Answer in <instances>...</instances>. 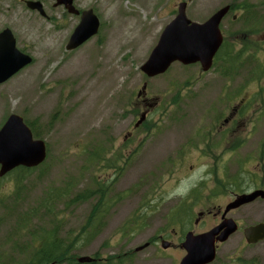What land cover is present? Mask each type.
<instances>
[{
	"label": "rangeland",
	"instance_id": "rangeland-1",
	"mask_svg": "<svg viewBox=\"0 0 264 264\" xmlns=\"http://www.w3.org/2000/svg\"><path fill=\"white\" fill-rule=\"evenodd\" d=\"M76 2L79 7H91L100 26L96 35L69 51L65 44L78 23L75 16L55 10L54 21L48 22L21 8L14 15L4 10L8 0H0V30L11 29L18 47L33 58L0 84V127L8 115L18 114L46 145L40 165L0 177V264H21L25 255L20 249L24 247L25 254L31 250L28 234L19 236L16 230V218L35 207L46 191L64 187L72 193L86 187L94 191L98 184L115 204L103 216L94 238L74 250L75 256L97 253L106 260L151 242L124 264H154V235L165 226L166 206L186 191L195 173L264 174V71L260 76L246 75L239 68L223 75L218 66L203 72L199 64L174 62L165 73L148 78L140 66L180 2L186 3V16L196 22L233 4L236 9L220 24L224 38L236 47L247 44L248 50H255L257 63L264 65V0ZM245 17L248 29H256L255 33L242 31ZM144 82L146 98L157 101L158 110L153 109L147 118L149 126L156 124L155 132L154 128L151 132L137 129L134 135L140 134L131 140L126 155L122 142L138 121L137 93ZM231 101L238 105L237 156L218 164L201 162L197 154L187 152L176 162L172 152L197 140L211 117L225 118ZM135 146L136 152L130 153ZM107 163L114 167H105ZM93 203L56 205L57 214L64 218L60 238L77 232ZM38 217L40 221L27 224L37 228L52 222L44 213Z\"/></svg>",
	"mask_w": 264,
	"mask_h": 264
},
{
	"label": "flooded vegetation",
	"instance_id": "flooded-vegetation-1",
	"mask_svg": "<svg viewBox=\"0 0 264 264\" xmlns=\"http://www.w3.org/2000/svg\"><path fill=\"white\" fill-rule=\"evenodd\" d=\"M28 1L38 2L39 8L31 9L27 5ZM8 3L5 11H13L16 15L19 13L17 8H21L48 22L54 21L55 10L75 16L78 23L83 11L92 10L96 15L91 7H79L76 0H72V6L78 11L77 14L70 13L64 4H58V0H8ZM4 29L9 28L4 27L0 32ZM9 30L15 40V47L28 54L18 47L16 37ZM140 91L137 93L140 111L135 122L142 113L146 115L140 124L134 125L133 130L127 131L124 136L122 147H125V154L131 148V140L140 134L134 135L137 129L151 132L154 128L155 132L156 124L149 126L147 118L153 109L154 112L158 110L155 107L157 101L146 98V87L143 92ZM233 103L230 102L229 113L225 118L211 117V123L201 127L199 137H195L197 140L187 141L179 151L172 152L176 162L181 161L187 152L197 154L196 158L201 162L218 164L232 161L237 156L238 105ZM136 147L130 153L136 152ZM126 155L124 157L127 160L129 156ZM189 180L186 191H181L178 198L166 206L163 215L165 226L154 235V264H181L189 256H198L202 260H189L185 264H264V197L257 196L248 202L232 204L241 200L242 196L264 191V174L243 177L236 172L230 175L225 172L213 174L199 171ZM157 208L155 206V210ZM188 238L204 241L207 245L196 247L201 251L193 253ZM150 245L151 242H146L142 248L136 247L134 251L113 255L117 258L114 261L124 264L134 253Z\"/></svg>",
	"mask_w": 264,
	"mask_h": 264
},
{
	"label": "water",
	"instance_id": "water-1",
	"mask_svg": "<svg viewBox=\"0 0 264 264\" xmlns=\"http://www.w3.org/2000/svg\"><path fill=\"white\" fill-rule=\"evenodd\" d=\"M58 4H64L70 13L78 11L72 6V0H58ZM31 9L39 8L38 2L28 1ZM186 3L180 2L176 15L165 25L161 31L157 43L152 48L146 61L140 66V70L149 78L165 73L170 65L178 62L182 65L198 63L201 71H208L213 59L223 42L220 23L227 15L230 5H224L217 9L203 22L190 20L186 16ZM42 10H40L41 12ZM99 20L92 10L83 11L81 20L70 34L65 48L72 50L86 42L98 32ZM32 57L20 52L15 47V40L9 29L0 32V84L7 81L22 68L30 65ZM142 85L141 91L145 90ZM146 113H142L136 126L140 124ZM46 157V145L42 139L34 138L31 129L18 114H10L0 127V177L4 176L16 167L23 166L33 168L40 165ZM264 197V191L258 190L232 204L248 202L255 197ZM191 244V252L201 250L198 246H205L204 241L187 239ZM142 248V246L140 247ZM90 256H80L78 262H89ZM189 260H202L198 256H189L182 260L185 264Z\"/></svg>",
	"mask_w": 264,
	"mask_h": 264
},
{
	"label": "trees",
	"instance_id": "trees-1",
	"mask_svg": "<svg viewBox=\"0 0 264 264\" xmlns=\"http://www.w3.org/2000/svg\"><path fill=\"white\" fill-rule=\"evenodd\" d=\"M233 8H235V6L231 4V9L233 10ZM243 10L247 12V7L244 6ZM248 23L249 20L245 17V20L242 23V31L255 33L254 31L256 29H253L252 31L248 29ZM244 62L247 63L246 66H244ZM257 62H259V59L255 50H248L247 44H241L236 47L235 43L229 42L227 38H224L222 45L215 54L213 66H218L223 75H228L239 68H244L246 75L256 74L260 76L263 74L264 65ZM251 63H253V66H248ZM247 69H249V72ZM27 124L29 125L33 136L39 138L38 134L34 131L32 124ZM96 159H101L98 154ZM112 165L113 163H107L105 167L112 168L114 167ZM18 170L25 172L28 170L30 171L31 169L16 168L14 171ZM106 191L107 190L103 188V185L99 184L94 191L90 190L88 187L77 193H72L70 189L67 190L66 187H64L62 191H46L35 207L29 208L21 216L16 218V223L19 227L16 230L20 233L19 236L22 232L27 233L29 237L28 244L31 247V250H29V253L27 254H25L24 247L20 249V253L25 255L21 264H59L63 262L66 264H116L118 260H116V262L114 261V259H117L115 256L109 257L107 260H101L97 253L91 256L93 260L89 262H78L74 253V250L79 245H85L88 240L94 238L98 229L102 226L101 222L103 216L108 212L110 206L115 204L110 196H107L108 192ZM91 200H94V203L90 209V213L85 218L83 225L80 226L76 233L69 232L65 238H60L58 235V229L59 224L64 218H61L57 214L56 205L58 203H64L65 201L67 206L76 202H86ZM40 213H44V216L47 217L46 219L52 221L48 226L44 227L41 225L40 227L32 228L31 225L27 224L33 220L40 221L38 217ZM14 263V261L7 262V264Z\"/></svg>",
	"mask_w": 264,
	"mask_h": 264
}]
</instances>
